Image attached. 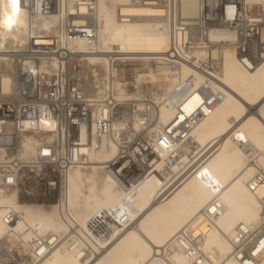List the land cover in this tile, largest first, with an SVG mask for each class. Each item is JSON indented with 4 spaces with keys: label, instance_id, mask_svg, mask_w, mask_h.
I'll return each instance as SVG.
<instances>
[{
    "label": "bare ground",
    "instance_id": "obj_1",
    "mask_svg": "<svg viewBox=\"0 0 264 264\" xmlns=\"http://www.w3.org/2000/svg\"><path fill=\"white\" fill-rule=\"evenodd\" d=\"M15 3L13 12L11 0H0V61L4 53L24 50L30 36L36 46H51L60 37L55 19L30 17L18 0ZM196 10L195 0L183 1L184 14L194 15ZM9 16L11 25L6 23ZM161 16L160 8L139 6L133 0L97 1L94 51L83 41L71 46L84 60L91 98H106L113 61L138 62L141 67V62L167 54L169 37L162 31ZM210 39L227 43L213 52L222 58L213 88L224 97L213 110L202 109L205 116L187 130L186 137H181L186 127L181 124H187L202 99L174 93L189 83L199 87L201 74L185 65L175 70L166 66L137 70L132 83L157 106V111L146 114L147 122L156 120L146 136L150 144L138 151L145 159L143 176L127 190L121 188L105 171L118 146L111 142L96 150L93 138L83 150L85 165L64 176L59 205L22 203L18 190H0V242L24 250L25 264H264L262 191L248 188L256 170H264V60L248 70L236 54L232 32H212ZM10 87L11 78L3 75L0 88L6 93ZM98 115L94 110L92 133ZM135 115L132 137L143 129V119ZM47 128L52 130L53 125L42 130ZM123 128L115 123V136ZM47 137L51 140L53 135ZM36 145L32 135L24 136L26 159H34ZM9 210L21 217L13 226L3 221ZM109 214L114 234L106 239L95 236L88 223Z\"/></svg>",
    "mask_w": 264,
    "mask_h": 264
},
{
    "label": "built area",
    "instance_id": "obj_2",
    "mask_svg": "<svg viewBox=\"0 0 264 264\" xmlns=\"http://www.w3.org/2000/svg\"><path fill=\"white\" fill-rule=\"evenodd\" d=\"M18 1L19 8L26 10L30 17L55 19L54 28L60 37L53 39L51 46H36L30 36L24 50L4 53L6 57L0 61V80L3 75L11 78L8 92L0 88V190H18L22 203L59 205L64 176L74 167L85 165L87 155L83 150L93 138L97 142L96 150L111 142L118 146L116 157L106 164L105 171L127 190L146 170L143 154L138 152L143 146L132 152L130 143L132 102L141 103L144 99L143 92L128 81L130 73L135 75L137 70H127L131 67L129 62L113 61L106 98L93 99L84 79V60L71 50L74 43L83 41L94 51L98 41V0ZM183 1L133 0L139 6L161 9L162 31L169 37L167 54L159 60L141 62L138 70L157 71L163 66L175 70L185 65L203 77L199 87L192 88L189 83L174 93L199 95L202 99L200 106L187 117V124H181L186 126L182 138L205 116L202 109L211 111L223 101V93L213 88L217 82L214 75L220 69L222 58L218 54L214 56L213 52L227 43L212 42V32L234 34L236 54L248 70L264 60V3L195 0L196 13L186 15L182 11ZM94 110H98L99 115L92 133ZM139 117L143 119V126L148 123L145 113L140 112ZM115 123L124 127L117 136L113 130ZM49 124L53 125L52 130H42ZM49 134L53 135L51 140L47 137ZM25 135H32L37 143L35 157L31 160L24 157ZM248 188L253 193L262 191L259 201L264 206V170H256ZM20 219L13 210L3 217L8 226L17 224ZM113 220L111 214L96 216L88 223V228L95 236L106 239L115 232ZM37 247H41V242ZM23 253L24 250L6 240L0 242L1 264H25ZM10 255L13 258L9 260Z\"/></svg>",
    "mask_w": 264,
    "mask_h": 264
},
{
    "label": "rangeland",
    "instance_id": "obj_3",
    "mask_svg": "<svg viewBox=\"0 0 264 264\" xmlns=\"http://www.w3.org/2000/svg\"><path fill=\"white\" fill-rule=\"evenodd\" d=\"M131 64H135V66L133 67V65H131ZM130 65L132 66V67H129V68H127V70H131V71H136V70H138V69H140V68H138L139 66H138V62H133V63H131ZM131 74V76H129V78H130V80H128L129 82L131 81V82H133L132 81V79H134L133 78V73H130ZM128 75V74H127ZM132 78V79H131ZM135 83H133V85H134ZM134 87H135V85H134ZM153 93V92H152ZM160 93V92H159ZM143 94V96H144V99H142V102L141 103H139V102H132V119L134 120V116H136L135 114H138V116L140 115L139 113L140 112H142V113H145V114H147V115H149L150 113H151V110H153L154 108H156L157 106L156 105H152V103H151V98H149V96L148 97H146V94L145 93H142ZM148 98V99H147ZM147 99V100H146ZM149 100V101H148ZM149 102L151 103V106H154V107H150V104H149ZM156 106V107H155ZM152 108V109H151ZM146 109H148V111H146ZM155 110V109H154ZM150 111V112H149ZM156 111H157V108H156ZM134 117V118H133ZM153 121H155V122H153ZM153 121H149L145 126H143V129H141L140 131H138L137 133H135V135L132 137V132H131V130H130V133H131V140H130V143H131V151L132 152H134L136 149H138V148H141L143 145L144 146H146L147 144L149 145L150 144V141H149V138H147L148 137V134H149V132H150V129L151 130H153V128H154V125H155V123H156V120H153ZM152 123H154V125H152ZM152 126V127H151ZM130 129H131V127H130ZM147 129V130H146ZM145 130L148 132H145ZM147 134V135H146ZM137 135V136H136ZM136 136V137H135ZM147 136V137H146ZM133 138V139H132ZM145 138H147V139H145ZM148 140V141H147ZM147 141V142H146ZM146 144V145H145ZM25 256V257H24ZM9 260L11 259V258H13V256L12 255H10L9 257ZM23 258H25L24 260L26 261V260H28V257H27V255L26 254H24L23 253Z\"/></svg>",
    "mask_w": 264,
    "mask_h": 264
},
{
    "label": "snow or ice",
    "instance_id": "obj_4",
    "mask_svg": "<svg viewBox=\"0 0 264 264\" xmlns=\"http://www.w3.org/2000/svg\"><path fill=\"white\" fill-rule=\"evenodd\" d=\"M11 7H12L13 12L17 11V5L15 3V0H11Z\"/></svg>",
    "mask_w": 264,
    "mask_h": 264
},
{
    "label": "clouds",
    "instance_id": "obj_5",
    "mask_svg": "<svg viewBox=\"0 0 264 264\" xmlns=\"http://www.w3.org/2000/svg\"><path fill=\"white\" fill-rule=\"evenodd\" d=\"M6 23H7L8 25H11V24H12V17H11V16L8 17Z\"/></svg>",
    "mask_w": 264,
    "mask_h": 264
}]
</instances>
